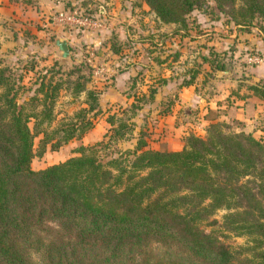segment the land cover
<instances>
[{
  "label": "trees",
  "instance_id": "obj_1",
  "mask_svg": "<svg viewBox=\"0 0 264 264\" xmlns=\"http://www.w3.org/2000/svg\"><path fill=\"white\" fill-rule=\"evenodd\" d=\"M210 1L241 30L264 17V0H142L160 22L185 30L181 36L188 34L189 14ZM202 58L228 69L223 61ZM67 64L61 59L45 68L33 94L23 97V77L0 60V264H264V135L246 132L236 116L241 107L244 119L254 117L249 97L264 101V83L247 85L250 94L234 91L242 105L230 96L224 107L206 109L203 133L189 132L179 150L154 149L140 132L133 148L116 156L100 157L99 140L33 169V157L80 140L101 111V91L88 86L87 64L54 78ZM196 74L190 69L184 84ZM62 88L85 99L72 119L53 127ZM148 90L150 100L156 88ZM139 107L133 103L132 113ZM106 121L110 138L117 139L134 124L117 122L113 114ZM220 209L229 211L219 221L212 216ZM205 221L214 227L209 232L201 226ZM218 230L249 236L252 244L232 248ZM173 246L191 259L177 257Z\"/></svg>",
  "mask_w": 264,
  "mask_h": 264
},
{
  "label": "rangeland",
  "instance_id": "obj_2",
  "mask_svg": "<svg viewBox=\"0 0 264 264\" xmlns=\"http://www.w3.org/2000/svg\"><path fill=\"white\" fill-rule=\"evenodd\" d=\"M142 3L148 8L144 2ZM109 6L103 0H45V2L44 0H0V60L2 65L12 68L16 78L23 77V83L27 89L20 90L21 96H31L36 87L35 79L40 74L46 73L45 68L56 66L55 63L62 59L54 45L55 38L59 35L68 41L72 53L69 54L68 64L63 66L60 69V74H55L54 78L63 79L72 66L82 62L88 66V68H84V72L92 73L90 86L102 93L114 86L120 91H134L137 94L139 86L130 87L129 83L124 89L118 87L115 76L127 63L133 62L134 53L140 49L139 55L134 59V62L138 64L136 77L140 76L139 81L151 80L157 74H153L155 72L153 64L156 63V60L150 59L152 58L151 52L183 48L188 54L189 66L193 67L199 62V57L200 60H203L202 56L207 55L210 60L223 61L226 67L231 68L233 73L231 76L237 79V84L241 82L244 86L249 85V81L244 80L250 76V67L258 64L248 63V60L250 56H253L251 54L257 53V46L260 47L264 44V17L255 19L253 25L248 28L249 31L241 30L229 22L227 14L220 12L214 2L210 1L207 7L194 9L189 14L188 34L182 38L180 34H183L185 30L177 31L179 28L177 24H163L152 11H146L142 7L140 9V14L143 15L141 22L126 23L124 20L123 29H111L107 22V7ZM100 9L102 12L97 13L96 11ZM71 10H76L80 16L84 17L94 14L101 19L105 27L100 29L80 24L71 25L56 20L58 12ZM83 13L85 15H82ZM86 34L92 35L94 38L99 36L100 41L97 45L90 44L86 41ZM128 35L133 40H141L139 47L133 43L132 39L128 38ZM95 65L105 68V71L95 74ZM31 66H34L33 70L30 69ZM47 76L49 77L50 74L48 73ZM214 90L217 88L214 87ZM105 94L107 96V93ZM84 99L85 93L76 96L62 88L55 98L54 114L56 118L51 122V126H56L62 120L72 119ZM121 99V96L109 99L104 97L100 105L101 111L97 115V122L101 127L97 126L80 140H71L58 150L47 149L42 156L36 155L32 159L31 167L42 169L62 161L71 156L73 148L80 144L89 145L102 140V144L99 145V155L105 158L116 156L120 151L133 148L140 132H145L146 139H150L151 133L147 132L150 129L148 125L153 120L151 115L153 108H151V103L147 102L148 98L145 96L139 99L135 98V102L131 103H125ZM133 103L140 105L139 110L134 113L131 108ZM40 108L39 106L36 110H40ZM112 114L115 115L117 122L119 119L129 121H132L131 118L134 119L132 131L123 138H110L111 126L106 120ZM107 126L108 128H106ZM105 129L107 133L104 136ZM246 130L253 131L255 136L264 135V110L257 118L247 123ZM148 134L150 136H147ZM39 138L40 136H37L34 140L35 153L38 152ZM228 211L220 209L215 212L212 218L220 221ZM201 226L207 232L214 228L209 221L203 222ZM217 233L220 235V239L232 248L246 247L252 244L251 237L246 235H236L221 230H218ZM149 246L159 248L158 250L161 251L164 249L163 246H158L156 243H150ZM172 249L178 255L177 257L184 258L183 261L191 259L178 248L173 246Z\"/></svg>",
  "mask_w": 264,
  "mask_h": 264
},
{
  "label": "crops",
  "instance_id": "obj_3",
  "mask_svg": "<svg viewBox=\"0 0 264 264\" xmlns=\"http://www.w3.org/2000/svg\"><path fill=\"white\" fill-rule=\"evenodd\" d=\"M103 2L110 5L107 7V22L111 29H123L122 27L125 26L124 20H126V23H139L143 18V15L140 14L141 7L148 11V8L145 7L141 0H137V2L136 0H103ZM60 36L62 37V35H59V37ZM86 37V41L93 45H97L100 41L99 36H95L94 38V36L86 34ZM128 38L132 39L133 43L137 44L139 47L141 43L140 39L137 41L133 40L130 35H128ZM182 38L184 37L182 36ZM256 49L262 61L258 65L250 67V76L248 79L244 80L249 81V85L264 83V44L260 47L257 46ZM140 51L135 52L134 56H138ZM159 51L155 50L150 53L152 56L150 59L156 60V63L153 61V69L155 70L153 74L157 73L151 80L144 79L143 82L139 81L140 76L138 78L136 77L138 73L136 72L138 64L134 62L135 57L132 60L134 63H127L126 66L116 74L115 78L117 79L118 87H123L124 89L129 83L130 87L135 85L139 86L137 94L134 93V91H120L114 86H111L107 92H101L99 104H102L104 97L109 99L110 97L116 96H121V100L125 103L135 102V98H139L140 96L148 98L149 94H146V92H149L148 89L156 88V93L153 98L147 100L148 103H151V108H153V112L151 113L153 120L151 119L152 122L148 125L150 129L147 133H151V136L150 134L147 136H150V139L147 138L146 140L149 142V146L154 149L179 150L184 145V136L189 132L196 134L203 133V127L206 123L203 119V115L206 109L224 107L226 99L230 96L231 99L235 100V104L242 105L243 101L231 94L234 91H238L240 94H250V91H248L246 86L242 85L241 82L237 84L238 81L231 76L233 73L232 69L229 67L228 69H219L215 67V65L209 64V62L200 60V57L197 64L193 67L189 66L187 61L188 54L183 48L177 50L172 48L162 52ZM190 69L197 70V74L192 83L185 85L184 80L189 78ZM128 80L131 81L129 82ZM88 86L91 87L90 83ZM214 87H216L217 90H214ZM105 93H107V96ZM249 99L256 103L254 117L251 119H244L243 109L241 107L237 109L236 116L238 119L244 121L243 129L246 132L253 133V131L246 130L247 123L257 118L264 110V101L253 95L249 97ZM166 107H169V110L164 112L163 110ZM138 110L139 108L136 109V111ZM131 120L134 121L132 118ZM97 121L98 117L90 130H93L97 126L101 127ZM106 128H108V126ZM141 129H143V127H141ZM144 130L146 131V128H144ZM106 131L105 129L103 135Z\"/></svg>",
  "mask_w": 264,
  "mask_h": 264
},
{
  "label": "built area",
  "instance_id": "obj_4",
  "mask_svg": "<svg viewBox=\"0 0 264 264\" xmlns=\"http://www.w3.org/2000/svg\"><path fill=\"white\" fill-rule=\"evenodd\" d=\"M102 12V11H101ZM100 13V12H99ZM57 21H63L67 24H80V25H84V26H92V27H97V28H104V24L102 23L101 19L99 17H97L96 15L94 17H84V16H80L79 12H77L76 10H71V11H61L58 12L57 17H56ZM90 61V59H88ZM262 61V58L256 55L250 56L248 63L251 64H259ZM95 70L94 73L98 74V73H102L103 71H105V68L101 67V66H94Z\"/></svg>",
  "mask_w": 264,
  "mask_h": 264
},
{
  "label": "water",
  "instance_id": "obj_5",
  "mask_svg": "<svg viewBox=\"0 0 264 264\" xmlns=\"http://www.w3.org/2000/svg\"><path fill=\"white\" fill-rule=\"evenodd\" d=\"M54 45L58 49L61 58L64 60L68 59L70 54V49L67 40L62 37H56L54 41Z\"/></svg>",
  "mask_w": 264,
  "mask_h": 264
}]
</instances>
